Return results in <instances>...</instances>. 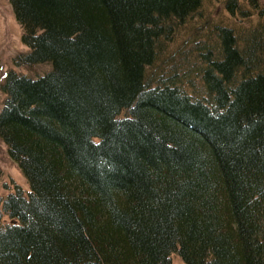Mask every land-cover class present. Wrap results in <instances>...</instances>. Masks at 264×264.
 Listing matches in <instances>:
<instances>
[{
	"label": "trees",
	"instance_id": "16d2710c",
	"mask_svg": "<svg viewBox=\"0 0 264 264\" xmlns=\"http://www.w3.org/2000/svg\"><path fill=\"white\" fill-rule=\"evenodd\" d=\"M8 1L13 64L50 68L0 86L29 185L0 196V264H264V3L164 61L204 0Z\"/></svg>",
	"mask_w": 264,
	"mask_h": 264
},
{
	"label": "rangeland",
	"instance_id": "374dc122",
	"mask_svg": "<svg viewBox=\"0 0 264 264\" xmlns=\"http://www.w3.org/2000/svg\"><path fill=\"white\" fill-rule=\"evenodd\" d=\"M226 0H204L198 11L192 16L193 19L182 25L173 40L167 45L166 54H162V58L172 61L170 53L173 50L180 48L185 40H188L189 35L194 30V26H198L202 21L216 24L219 22H228L230 14L224 9ZM264 3V0H261ZM200 13L197 14V13ZM197 14V15H196ZM196 15V16H195ZM234 20H236L234 18ZM22 26L17 22L13 13L12 7L8 0H0V86L4 81V77L8 71L13 70L17 73L35 76L41 75L49 70L48 64H40L32 66L30 69L19 67L13 64L14 58L19 54L28 51V47L22 43ZM167 65L168 63H164ZM5 99L4 93L0 89V110ZM20 188L23 192L29 191V185L21 173L18 166L9 157L5 144L0 140V196L5 197L7 194ZM12 220L7 215H2L0 218V227L11 223ZM171 264H184L176 253L170 255Z\"/></svg>",
	"mask_w": 264,
	"mask_h": 264
}]
</instances>
